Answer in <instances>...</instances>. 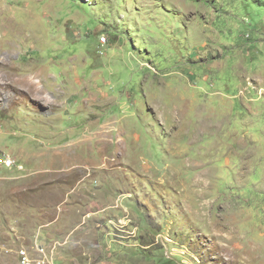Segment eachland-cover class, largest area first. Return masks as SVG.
I'll use <instances>...</instances> for the list:
<instances>
[{
	"label": "rangeland",
	"instance_id": "rangeland-1",
	"mask_svg": "<svg viewBox=\"0 0 264 264\" xmlns=\"http://www.w3.org/2000/svg\"><path fill=\"white\" fill-rule=\"evenodd\" d=\"M0 56V264H264V0H0Z\"/></svg>",
	"mask_w": 264,
	"mask_h": 264
},
{
	"label": "bare ground",
	"instance_id": "bare-ground-1",
	"mask_svg": "<svg viewBox=\"0 0 264 264\" xmlns=\"http://www.w3.org/2000/svg\"><path fill=\"white\" fill-rule=\"evenodd\" d=\"M7 55V54H6ZM12 57L11 56H4V57H2V56H0V61L1 62H3V63H1V65H0V68L2 69V68H4L5 67V65H6V63H8L9 61H10V59H11ZM0 81H3V80H8V78H6L5 79V74H3V72H1L0 71ZM15 76V75H14ZM19 77V76H18ZM15 78H13V80H14ZM19 79H20V77H19ZM18 80V79H17ZM10 81V80H9ZM16 81V80H15ZM5 82V81H4ZM7 82V81H6ZM19 82V81H18ZM17 83V82H16ZM6 84V83H5ZM8 86V85H7ZM10 86V85H9ZM14 87V86H13ZM12 87V88H13ZM15 88V87H14ZM19 88V87H18ZM27 88V87H26ZM21 89V88H20Z\"/></svg>",
	"mask_w": 264,
	"mask_h": 264
},
{
	"label": "built area",
	"instance_id": "built-area-1",
	"mask_svg": "<svg viewBox=\"0 0 264 264\" xmlns=\"http://www.w3.org/2000/svg\"><path fill=\"white\" fill-rule=\"evenodd\" d=\"M7 165L12 166L13 161L12 160H8L6 161ZM23 258H22V264H30V258L26 255L25 252L22 253Z\"/></svg>",
	"mask_w": 264,
	"mask_h": 264
}]
</instances>
